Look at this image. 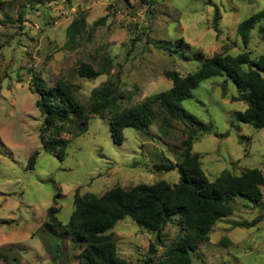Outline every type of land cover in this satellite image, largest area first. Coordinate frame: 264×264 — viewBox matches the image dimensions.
<instances>
[{"label": "rangeland", "instance_id": "374dc122", "mask_svg": "<svg viewBox=\"0 0 264 264\" xmlns=\"http://www.w3.org/2000/svg\"><path fill=\"white\" fill-rule=\"evenodd\" d=\"M215 8L218 33L212 28ZM263 9L264 0H0V264H76L83 247L57 230L52 236L45 227L52 206L62 224L69 221L76 191L101 196L114 187L159 181L174 186L179 180L176 171L157 172L155 167L180 159L186 139L181 123L172 122L167 136L158 132L159 121L148 130L127 128L122 145H115L108 120L92 117L86 132L77 137L73 125L42 135L46 143L69 141L62 160L58 148L45 152L43 118L35 106L38 97L31 92L33 77L46 87L58 80L71 83L84 105L94 89L119 79L127 97L120 106L127 108L169 90L166 72L184 77L214 54L247 53L256 61L264 54L258 33L264 19L249 32L246 47L237 26ZM79 12L85 16V33L67 45L66 29ZM99 19L103 23L90 32ZM81 64L95 70L105 67L109 74L80 78ZM191 93L182 109L212 127L192 145L206 179L213 181L223 171L238 176L254 168L264 177V128L237 122L235 115L246 106L231 101L236 86L225 77H213ZM35 152L36 163L28 170ZM261 190L259 203L234 201L232 214L218 220L209 240L191 253V264H264V187ZM253 221L257 223L252 228L232 227L234 222ZM111 233L120 259L145 264L151 256L154 262L163 259L166 247L178 241L179 227L176 222L166 225L163 244L129 218ZM151 245L155 252L150 256Z\"/></svg>", "mask_w": 264, "mask_h": 264}, {"label": "trees", "instance_id": "16d2710c", "mask_svg": "<svg viewBox=\"0 0 264 264\" xmlns=\"http://www.w3.org/2000/svg\"><path fill=\"white\" fill-rule=\"evenodd\" d=\"M263 19L264 9L238 24L237 34L243 46L249 43V32ZM103 21H95L90 32ZM218 21L219 13L215 8L212 28L216 33L219 32ZM85 26V16L79 12L66 29V44L73 45L80 39L85 33ZM258 33L264 39L263 27L258 29ZM107 74L109 71L105 67L95 70L88 64H81L77 70V75L87 80ZM164 75L172 83L169 90L127 108L120 106V102L127 97L119 89V79L107 81L94 89L87 105L77 99V88L71 83L58 80L53 87H46L37 76L31 80V92L38 97L35 106L43 118L40 129L42 148L47 153L58 148L57 158L60 160L69 141L52 139V143H46L42 135L51 129L58 133L63 126L73 125V135L77 137L86 132V124L92 117L108 120V130L115 145H122L125 129L148 130L156 121L160 123L158 132L164 136L168 135L172 122L181 123L186 129V139L182 141L183 152L178 162L165 161L155 167L157 172L176 171L179 177L176 185L159 181L129 188L114 187L101 196L89 192L79 195L76 191L73 211L66 224L58 220L55 206L47 209L45 227L48 232L52 236L56 230L69 235L83 247L76 264H130L117 256L111 233L115 225L125 218L131 219L140 229L156 235L158 244H163L161 234L167 224L176 222L179 227L178 241L166 247L163 259L154 262L151 255L155 248L151 245V257L145 264H191V253L209 240L212 227L218 220L232 214V206L237 198L252 203L262 200L264 177L258 169H246L238 176L223 171L213 181L206 179L199 155L192 153V145L202 134L210 133L212 127L187 114L181 103L192 97L191 92L202 81L225 77L238 90L231 101L242 102L246 106L243 112L235 115L237 122L255 130L264 128V54L253 61L247 53L230 55L221 52L203 59L193 72L184 77L174 71ZM37 156L35 152L29 157L28 170L33 169ZM256 223L234 222L232 227L248 229Z\"/></svg>", "mask_w": 264, "mask_h": 264}, {"label": "water", "instance_id": "95a60500", "mask_svg": "<svg viewBox=\"0 0 264 264\" xmlns=\"http://www.w3.org/2000/svg\"><path fill=\"white\" fill-rule=\"evenodd\" d=\"M138 2L140 3V0H138Z\"/></svg>", "mask_w": 264, "mask_h": 264}]
</instances>
